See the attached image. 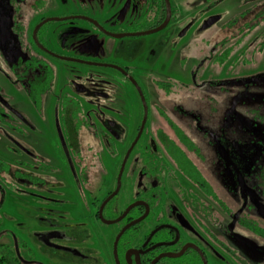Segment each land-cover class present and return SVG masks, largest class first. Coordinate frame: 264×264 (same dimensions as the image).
Wrapping results in <instances>:
<instances>
[{"label": "flooded vegetation", "instance_id": "obj_1", "mask_svg": "<svg viewBox=\"0 0 264 264\" xmlns=\"http://www.w3.org/2000/svg\"><path fill=\"white\" fill-rule=\"evenodd\" d=\"M121 1V13L103 20L85 0H0V73L37 111L47 101L39 120L53 133L43 136L0 84V121L28 139L15 138L14 150L36 168L21 180L44 215L41 229L4 250L9 264H264L261 162L228 141V124L244 116L224 113L216 135L193 110L174 108L209 140L213 151L199 153L169 108L149 106L131 65L106 57L169 15L163 30L175 8L170 0ZM60 2L67 11L52 7ZM134 4L140 20L122 23ZM251 88L231 98V112ZM124 93L126 111L118 107ZM89 135L95 143L82 141ZM55 142L67 172L45 157Z\"/></svg>", "mask_w": 264, "mask_h": 264}, {"label": "rangeland", "instance_id": "obj_2", "mask_svg": "<svg viewBox=\"0 0 264 264\" xmlns=\"http://www.w3.org/2000/svg\"><path fill=\"white\" fill-rule=\"evenodd\" d=\"M55 1L57 0H53ZM263 1L170 0L172 7L175 8L174 17L163 30L137 36L132 38L130 43L124 41L128 39H123L121 41L123 49H119L118 52L108 49L107 51L110 52L106 57L130 64L144 88L149 106L151 108L160 106L163 110L169 108L175 121L186 128L188 135L200 148L198 152L207 155V152L212 150V146L205 142L209 141L207 138H202L198 133L196 121L185 119L177 114L178 109L174 110V108L183 106L185 110H193L201 124L214 131L216 135L221 134L219 125L226 126L223 109L230 106L229 102L235 94L246 92L247 84H251V81L264 74L262 44L264 19L257 14V8L263 4ZM85 2L89 4L91 14L102 17L103 20L111 18L110 13L117 15L122 11L120 5H116L117 0H98V2L85 0ZM52 7L59 11H67L68 8L67 5L62 6L61 2L53 4ZM137 15L138 6L134 4L129 9V17H123L122 23L140 20L142 15ZM250 42L256 45L253 50L248 45ZM0 84L6 93L9 91L14 95L15 104L23 108L28 117L37 123L43 136L50 133L48 120L42 122L39 120L49 112V104L46 100L39 112L32 104H27V100L20 93L17 95L16 89L7 84L1 73ZM166 89L170 90L168 95L163 93ZM132 96L136 97L133 94ZM250 96L251 94L246 98ZM253 99L252 105L257 107L259 101ZM129 104L130 96L124 93L118 107L126 111L130 109ZM239 108L240 104L237 110ZM162 122V119L158 120V123ZM231 125L227 127V133L233 136L228 137L231 144H227H233L234 148L241 147L242 144L237 138L243 134L237 132L235 135L239 125L237 121L232 122ZM86 131V129L82 130L83 133ZM15 138L20 141L27 139L18 135L10 124L0 121V255L2 256L5 252L4 244L12 248L13 243L17 245L23 234L31 236L43 226L42 221L38 220V214L41 213L34 211L35 204L30 193L32 190L23 184V179L21 180L22 177L28 179V175L23 171L29 172L36 168L28 164L31 168L29 169L26 162L22 164L19 162L22 157H19L14 150ZM84 140L87 143L96 141L91 135L82 141ZM54 144L48 149L45 147V151H50L45 157L54 164L62 165L67 172L66 156L61 146L56 142ZM94 175L99 176L98 173ZM38 176L40 179H45L42 174ZM233 195L234 193L226 191L222 197L228 199ZM231 204L233 205L234 201H231ZM41 216H44L43 213ZM3 261V264H9L7 257ZM253 264L257 262L254 261Z\"/></svg>", "mask_w": 264, "mask_h": 264}, {"label": "trees", "instance_id": "obj_3", "mask_svg": "<svg viewBox=\"0 0 264 264\" xmlns=\"http://www.w3.org/2000/svg\"><path fill=\"white\" fill-rule=\"evenodd\" d=\"M258 8V16L260 15L264 19V1ZM262 44L264 45V40L262 41ZM248 45L252 48V50L256 47L253 42H250ZM262 83H264V74L258 76L256 80L254 79L251 81V84L254 85L252 89L253 91L250 93V97L246 99H243L244 97L238 98V100H244L240 104L238 112H236V110L235 112H231L228 108L224 109V111L226 116H232L234 114L244 116L243 120L238 122L239 129H236L235 132H241L243 134L242 148H251V151L254 149L256 157L259 158V162H261V167L259 169L260 173L264 176V84ZM252 99L259 101L257 107L252 105ZM250 117H253V119ZM231 124L232 122H230L229 125L232 126ZM7 247L8 245L4 244L3 249L6 250ZM5 257L11 259L7 253H4L3 256L0 255V264H3V259Z\"/></svg>", "mask_w": 264, "mask_h": 264}, {"label": "water", "instance_id": "obj_4", "mask_svg": "<svg viewBox=\"0 0 264 264\" xmlns=\"http://www.w3.org/2000/svg\"><path fill=\"white\" fill-rule=\"evenodd\" d=\"M0 10H2V8L0 7ZM169 20V15L167 17V19L164 21L163 25L159 28H155V29H152V31H141V32H136V33H133V35H141V34H144V33H152V32H155V31H158V30H161L163 28V26L168 22ZM19 257L21 258L20 254H19Z\"/></svg>", "mask_w": 264, "mask_h": 264}]
</instances>
